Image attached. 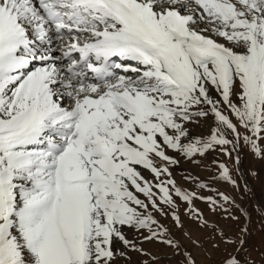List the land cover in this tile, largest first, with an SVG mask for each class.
Returning a JSON list of instances; mask_svg holds the SVG:
<instances>
[{
  "label": "rangeland",
  "instance_id": "374dc122",
  "mask_svg": "<svg viewBox=\"0 0 264 264\" xmlns=\"http://www.w3.org/2000/svg\"><path fill=\"white\" fill-rule=\"evenodd\" d=\"M222 2L251 7L247 0ZM66 5L65 18L73 15L74 20L52 42H45L46 34L40 37V28L34 32L41 21L24 23L37 48L30 67L42 60L32 72L55 64L53 79L61 81L67 80L69 61L53 57L65 50L75 53L72 44L99 46L95 36L104 30L97 14H72L71 2ZM144 5L153 16L171 10L182 17L185 32L196 38L194 50L166 45L170 62L160 57L159 70L117 57L108 68L111 77L101 84L92 83L96 74L88 66L78 65L75 78L83 80L82 89L61 82L51 87L57 95L65 89L70 93L57 97L66 112L80 94L141 89L153 97L145 116L149 133L156 135L132 146L144 173L108 183L104 191L93 189L106 196L105 207L95 204L99 221L74 228L63 222L66 227L50 236L60 250L50 264H264V9L250 8L249 26L245 16L224 19L211 4L195 0ZM16 6L32 12L36 7L33 0H19ZM260 26L263 33L257 32ZM74 57L82 60L80 53ZM165 67L177 74L166 77ZM16 72L12 81L20 79L12 78Z\"/></svg>",
  "mask_w": 264,
  "mask_h": 264
},
{
  "label": "bare ground",
  "instance_id": "6f19581e",
  "mask_svg": "<svg viewBox=\"0 0 264 264\" xmlns=\"http://www.w3.org/2000/svg\"><path fill=\"white\" fill-rule=\"evenodd\" d=\"M18 1L0 0V259L2 264H50L60 253L50 236L66 227L63 222L74 228L99 221L95 204L105 207L106 196L96 195L93 189L104 191L108 183L121 184L145 172L135 162L132 146L143 136L156 135L149 133L151 123L145 116L153 97L135 87L124 92L109 88L95 96L80 94L68 112L62 110L57 97L70 93L64 88L57 95L51 88L58 82L50 79L57 72L55 65L28 71L37 48L30 44L33 37L24 23L41 21L33 30L40 28L39 36L46 34V43L56 39L60 26L49 14L50 5L33 0L32 12V8L17 7ZM146 1L150 0H82L81 7L97 14L104 29L95 36L101 48H83L84 63L94 71H105L111 63L108 58L121 54L124 60L134 59L159 70L160 57L170 62L166 45L183 46L192 53L196 38L185 32V20L171 10L153 16ZM195 1L211 4L224 19L245 16L249 26L253 25L250 8L257 13L264 9V0H247L251 7L222 0ZM93 50L97 58L89 56ZM71 56L67 53L64 58ZM14 70L12 78L18 81L7 77ZM163 73L166 77L177 74L171 68ZM95 79L101 83L104 76L96 74ZM82 81L72 79L69 88L82 89ZM7 105L9 109L1 113ZM34 128L40 130V140L31 134Z\"/></svg>",
  "mask_w": 264,
  "mask_h": 264
}]
</instances>
